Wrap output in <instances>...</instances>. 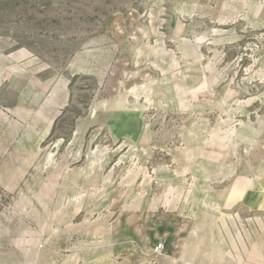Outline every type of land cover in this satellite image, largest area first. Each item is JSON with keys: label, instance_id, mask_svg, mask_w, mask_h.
<instances>
[{"label": "rangeland", "instance_id": "1", "mask_svg": "<svg viewBox=\"0 0 264 264\" xmlns=\"http://www.w3.org/2000/svg\"><path fill=\"white\" fill-rule=\"evenodd\" d=\"M33 89L58 185L0 189V264H264V0H0L7 122Z\"/></svg>", "mask_w": 264, "mask_h": 264}, {"label": "crops", "instance_id": "2", "mask_svg": "<svg viewBox=\"0 0 264 264\" xmlns=\"http://www.w3.org/2000/svg\"><path fill=\"white\" fill-rule=\"evenodd\" d=\"M30 91V100H17V105L12 109L20 112L21 116L15 121H6L5 112L9 109L0 108V189H7L4 185H49V190H54L58 183L48 181V173L54 169V157L51 153L42 152L40 145L52 131L54 121L62 110L63 103L54 100L53 90L33 89ZM17 94V93H16ZM79 158V154L77 155ZM82 168H69L64 162L56 168L65 179L61 183L69 189V177H79ZM67 182V183H65ZM79 182V180L77 181ZM68 184V185H67ZM78 184V183H77ZM47 185V186H48ZM62 188V187H61ZM17 188L13 187L15 191ZM78 191L81 188H76ZM26 191H33L26 187ZM27 204V203H26Z\"/></svg>", "mask_w": 264, "mask_h": 264}, {"label": "built area", "instance_id": "3", "mask_svg": "<svg viewBox=\"0 0 264 264\" xmlns=\"http://www.w3.org/2000/svg\"><path fill=\"white\" fill-rule=\"evenodd\" d=\"M4 209V197L2 192L0 191V211ZM162 251V245L158 244L154 247L153 252L155 254H160Z\"/></svg>", "mask_w": 264, "mask_h": 264}]
</instances>
